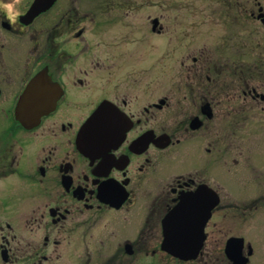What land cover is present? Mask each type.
I'll use <instances>...</instances> for the list:
<instances>
[{"label": "flooded vegetation", "instance_id": "flooded-vegetation-1", "mask_svg": "<svg viewBox=\"0 0 264 264\" xmlns=\"http://www.w3.org/2000/svg\"><path fill=\"white\" fill-rule=\"evenodd\" d=\"M31 2L0 0V264H213L221 209L230 205H221V107L263 102L249 79L263 65L241 68L247 78L232 80L238 87L223 97L213 60L183 79H142L116 57L139 51L129 33L109 38L69 17L45 18L57 0L26 22ZM222 3L234 13L231 48L264 54V3ZM150 21L160 35L159 18ZM93 36L106 57L96 58ZM97 110L102 137L84 152L78 134ZM5 182L14 189L1 190ZM166 229L190 242L202 237L198 255L183 261L162 250Z\"/></svg>", "mask_w": 264, "mask_h": 264}, {"label": "rangeland", "instance_id": "rangeland-1", "mask_svg": "<svg viewBox=\"0 0 264 264\" xmlns=\"http://www.w3.org/2000/svg\"><path fill=\"white\" fill-rule=\"evenodd\" d=\"M222 1L57 0L44 17L53 18V21L61 19V16L63 20L69 17L79 26L88 25L87 31L106 33L109 38L118 33H129L126 42L133 41L135 48L138 44L139 51H134L130 56L127 53L116 57L125 63V69H140L142 79H183L177 75L186 74L202 60L203 63H212L213 60L221 67L219 77L226 83L221 87L223 97V93L238 87L231 85L232 80L238 82L247 78L241 74V68L243 70L246 65L253 64L264 67V54L245 55L231 48L228 41L229 21L234 13ZM252 1L264 3V0ZM11 7L14 9V5ZM153 17H158L163 26L162 33L157 36L151 35L150 20ZM92 38V47L98 50L96 58L106 57L95 45L99 40L95 36ZM128 47L132 48V45ZM116 51L109 50V57ZM194 58H200V61L194 63ZM252 67L249 79L264 93V74L257 73L256 65ZM263 67L260 68L262 71ZM221 140V205H230L221 209L220 248L218 252H213L216 258L213 264H230L224 255L225 242L230 236L244 238V255L247 245L251 246L252 253L248 256L247 264H264V101L244 102L237 98L230 106L223 103ZM3 188L9 191L14 186L5 182L1 185V190ZM251 200V207L245 205ZM9 220L11 233L18 236L21 233L18 219L12 216ZM64 254L67 255V252ZM150 261V258L141 259L140 264H151ZM93 262L96 263V260L93 259ZM11 264L22 263L16 257ZM161 264L180 262L168 260Z\"/></svg>", "mask_w": 264, "mask_h": 264}, {"label": "water", "instance_id": "water-1", "mask_svg": "<svg viewBox=\"0 0 264 264\" xmlns=\"http://www.w3.org/2000/svg\"><path fill=\"white\" fill-rule=\"evenodd\" d=\"M56 0H32L30 5L28 6L27 11L22 16L26 22H29L32 17L37 15L40 12H44L49 9L52 4ZM156 23V21H155ZM156 25V24H155ZM35 78H32L29 83L27 84L26 89L24 90L21 97L24 96L28 88L31 86L32 82H34ZM20 97V99H21ZM19 101V100H18ZM21 102L19 101L16 104L15 114L19 115V107ZM100 108H98L99 110ZM98 110L85 122V124L81 127L77 143L80 149L83 150L82 145L86 143L89 144H97L100 137L92 138V127L94 124H91L92 120L94 119L95 115H97ZM34 114V112H32ZM99 136V134H97ZM100 135L102 136V132L100 131ZM88 139L90 140L88 143ZM90 143V144H91ZM84 151V150H83ZM85 152V151H84ZM170 219V217L166 218V221ZM164 241L162 244V250L166 251L167 253L171 254L173 257L178 258L180 260H191L194 259L201 248L203 238L196 239L195 242H190L185 236H182L181 233H173L170 234L169 230H164ZM245 243L242 237L232 236L226 240L224 246V254L226 258L229 260L230 264H247L248 256L251 255L252 249L251 246H247V253L244 255Z\"/></svg>", "mask_w": 264, "mask_h": 264}, {"label": "bare ground", "instance_id": "bare-ground-1", "mask_svg": "<svg viewBox=\"0 0 264 264\" xmlns=\"http://www.w3.org/2000/svg\"><path fill=\"white\" fill-rule=\"evenodd\" d=\"M36 82V80H34V82H32V84H31V86L28 88V91L30 90V88L32 87V85L34 84ZM20 112V111H19ZM99 116H98V114L97 115H95V117H94V119L92 120V122H91V124H94L93 125V127H92V138L94 137V138H97V137H100L99 139H101V135H100V131L102 132V126H101V122H100V119L98 118ZM97 134H99V136L97 135ZM93 138V139H94ZM91 140V139H90ZM89 139H88V143H89V141H90ZM91 143V142H90ZM89 143V144H90ZM100 143V140H98V142H97V144H99ZM92 144V143H91ZM86 145H88L87 143L85 144V145H83V146H86ZM189 240V239H188Z\"/></svg>", "mask_w": 264, "mask_h": 264}, {"label": "trees", "instance_id": "trees-1", "mask_svg": "<svg viewBox=\"0 0 264 264\" xmlns=\"http://www.w3.org/2000/svg\"><path fill=\"white\" fill-rule=\"evenodd\" d=\"M256 70H259V69H256ZM260 71H262L261 69H260ZM181 264V263H180Z\"/></svg>", "mask_w": 264, "mask_h": 264}]
</instances>
